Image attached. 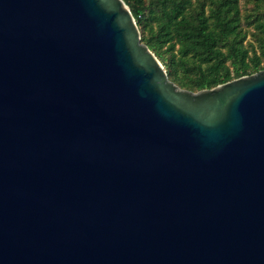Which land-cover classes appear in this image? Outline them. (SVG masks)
Listing matches in <instances>:
<instances>
[{
	"label": "water",
	"instance_id": "1",
	"mask_svg": "<svg viewBox=\"0 0 264 264\" xmlns=\"http://www.w3.org/2000/svg\"><path fill=\"white\" fill-rule=\"evenodd\" d=\"M0 264H264V68L187 90L124 0H0Z\"/></svg>",
	"mask_w": 264,
	"mask_h": 264
},
{
	"label": "trees",
	"instance_id": "2",
	"mask_svg": "<svg viewBox=\"0 0 264 264\" xmlns=\"http://www.w3.org/2000/svg\"><path fill=\"white\" fill-rule=\"evenodd\" d=\"M141 41L191 91L264 68V0H124Z\"/></svg>",
	"mask_w": 264,
	"mask_h": 264
}]
</instances>
